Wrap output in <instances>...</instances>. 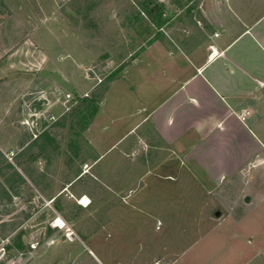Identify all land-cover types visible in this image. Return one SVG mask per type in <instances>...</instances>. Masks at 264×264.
Returning <instances> with one entry per match:
<instances>
[{
    "label": "rangeland",
    "instance_id": "1",
    "mask_svg": "<svg viewBox=\"0 0 264 264\" xmlns=\"http://www.w3.org/2000/svg\"><path fill=\"white\" fill-rule=\"evenodd\" d=\"M243 1L250 20L264 15V0ZM150 2L151 17L144 11ZM225 3L0 0V264H116L114 235L100 232L91 239L81 231H99L106 210L123 204L140 212L120 213L124 217L110 232L123 228L136 242L144 231L140 220L166 224L148 228L157 237L156 264H173L185 247L201 238L207 244L216 229L250 215L251 227L260 219L264 226V162L230 164L203 148L196 153L202 163H161L170 147L145 129L120 154L94 162L98 152L86 135L111 82L119 81L110 89L109 106L128 91L121 83L129 86L131 78L122 72L135 59L170 56L192 67L205 56L218 33L207 19ZM36 41L47 60L40 72ZM91 86L87 96L79 95ZM187 146L188 153L192 144ZM172 150L178 156L182 151ZM169 170L180 176L168 180L170 193L166 186L153 193L159 186L151 176ZM214 254L211 249L205 264H226Z\"/></svg>",
    "mask_w": 264,
    "mask_h": 264
},
{
    "label": "crops",
    "instance_id": "2",
    "mask_svg": "<svg viewBox=\"0 0 264 264\" xmlns=\"http://www.w3.org/2000/svg\"><path fill=\"white\" fill-rule=\"evenodd\" d=\"M244 4L243 0H226L221 8L217 7L216 16L207 19L218 36L211 37L208 53L205 56L202 53L192 67L185 60L173 61L170 56H164L161 61L137 58L130 72H122V76H130L131 83L129 86L121 83L128 91L125 89L127 92L119 94L120 100L114 106H109L110 89L119 81L111 82L86 132L90 145L98 152L94 162L102 161L113 152L120 154V149L141 129L147 130L157 143L170 147L171 152L161 163H202L196 153L203 148L221 153L230 164L264 162V15L250 20L244 12ZM35 43L38 48L33 57L40 63L41 69L37 71L40 72L47 60L41 44ZM149 47L148 51H152L153 46ZM91 88L79 95L87 96ZM188 142L192 148L187 153ZM172 145L182 149L178 152L180 156L172 150ZM213 156L217 163L218 155ZM177 173L176 170L154 173L155 176L148 173L154 187L159 186L152 192L161 193L160 186H164L163 190L166 186L170 193L168 180L180 177ZM126 210L140 212L125 204L107 209L106 221L99 231L84 227L83 237L92 239L100 232H105L107 237L114 235L116 264H156L157 237L150 236L148 228L151 225L156 231L157 224L161 227L166 224L159 220L157 224L150 219L140 220L144 231L134 242L133 236L123 228L110 232V228L116 227L114 223L124 217L120 213ZM248 218L242 223L234 222L216 229L207 244L203 243L206 239L201 238L198 243L185 247L173 264H205L204 259L209 257L211 249L214 255L222 256L226 264H264V226L259 218L253 228L252 216ZM60 220L69 227L67 221ZM129 243L132 245L129 249L126 246L127 253L123 254Z\"/></svg>",
    "mask_w": 264,
    "mask_h": 264
},
{
    "label": "trees",
    "instance_id": "3",
    "mask_svg": "<svg viewBox=\"0 0 264 264\" xmlns=\"http://www.w3.org/2000/svg\"><path fill=\"white\" fill-rule=\"evenodd\" d=\"M151 5H152V3L150 2V3H148L147 5L144 6V11H145V13H146L149 17L155 15V12L151 9ZM109 81H112V79H109ZM89 100H91V99H88V98L84 99V103H85V104L89 103ZM97 110H98V107L96 106V107L94 108L93 113L91 114V118H90L91 120H92L93 117L96 115Z\"/></svg>",
    "mask_w": 264,
    "mask_h": 264
},
{
    "label": "bare ground",
    "instance_id": "4",
    "mask_svg": "<svg viewBox=\"0 0 264 264\" xmlns=\"http://www.w3.org/2000/svg\"><path fill=\"white\" fill-rule=\"evenodd\" d=\"M88 203H89L88 200H87L86 198H83V200L81 201L80 204L86 207V206L88 205ZM58 225H61V226H62V223H61V221H59V220L56 221L55 226H58Z\"/></svg>",
    "mask_w": 264,
    "mask_h": 264
},
{
    "label": "built area",
    "instance_id": "5",
    "mask_svg": "<svg viewBox=\"0 0 264 264\" xmlns=\"http://www.w3.org/2000/svg\"><path fill=\"white\" fill-rule=\"evenodd\" d=\"M214 36H215V37L218 36V33H216ZM212 52H213V51H212ZM40 116H41V115H40ZM40 116H39V117H36V118L39 120V119L41 118ZM44 120H45V119H44ZM241 120L244 121V120H245V117L242 116V117H241ZM35 125H37V123H35ZM53 226H54V223H53Z\"/></svg>",
    "mask_w": 264,
    "mask_h": 264
},
{
    "label": "water",
    "instance_id": "6",
    "mask_svg": "<svg viewBox=\"0 0 264 264\" xmlns=\"http://www.w3.org/2000/svg\"><path fill=\"white\" fill-rule=\"evenodd\" d=\"M245 202H249V198L248 197L245 198ZM215 217H219V213H216Z\"/></svg>",
    "mask_w": 264,
    "mask_h": 264
}]
</instances>
